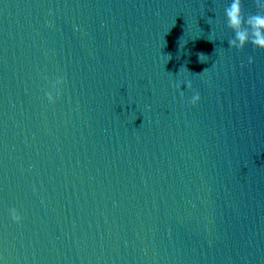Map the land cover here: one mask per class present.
I'll use <instances>...</instances> for the list:
<instances>
[{"label":"water","instance_id":"water-1","mask_svg":"<svg viewBox=\"0 0 264 264\" xmlns=\"http://www.w3.org/2000/svg\"><path fill=\"white\" fill-rule=\"evenodd\" d=\"M230 2L0 0V264H264V50Z\"/></svg>","mask_w":264,"mask_h":264},{"label":"clouds","instance_id":"clouds-1","mask_svg":"<svg viewBox=\"0 0 264 264\" xmlns=\"http://www.w3.org/2000/svg\"><path fill=\"white\" fill-rule=\"evenodd\" d=\"M254 4L258 10L254 13H248L247 15L244 11L243 0H231L224 10L227 27L234 33V37L230 39L228 43L234 49L242 51L248 44H251L255 48L264 50V0H254ZM201 56L204 55L200 54V57ZM55 83L60 86L56 97H53L52 92L46 93L47 101L52 104H55L57 98L62 94L61 88L64 85L65 80L63 78H58ZM176 87L179 88V85H176ZM188 88H192L190 82L188 83ZM181 95H183V92H181ZM200 100L201 96L197 92L193 96L191 104L195 106ZM10 214L15 223H22L23 217L16 209H11Z\"/></svg>","mask_w":264,"mask_h":264}]
</instances>
